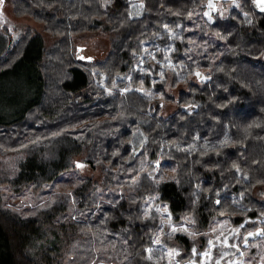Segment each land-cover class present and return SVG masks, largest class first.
Masks as SVG:
<instances>
[{
    "label": "trees",
    "instance_id": "obj_1",
    "mask_svg": "<svg viewBox=\"0 0 264 264\" xmlns=\"http://www.w3.org/2000/svg\"><path fill=\"white\" fill-rule=\"evenodd\" d=\"M3 1L57 39L26 32L0 54V77L28 66L37 78L35 100L0 122V264H165L148 258L161 222L148 199L198 233L161 237L180 261H199L227 217L264 263V8L237 0L208 18L207 0H139L131 16L135 0ZM100 31L106 56L80 58L76 38ZM145 45L155 56L135 70ZM129 74L156 94L107 91ZM164 104L177 109L163 117ZM80 166L91 173L65 174Z\"/></svg>",
    "mask_w": 264,
    "mask_h": 264
},
{
    "label": "rangeland",
    "instance_id": "obj_2",
    "mask_svg": "<svg viewBox=\"0 0 264 264\" xmlns=\"http://www.w3.org/2000/svg\"><path fill=\"white\" fill-rule=\"evenodd\" d=\"M256 4L264 8V3H261L260 0H256ZM139 8L140 7H138V10L134 11L133 14L135 16L139 15ZM211 14V10L207 7L206 15L208 18L212 17ZM226 14L227 13H223L222 17L226 16ZM26 32L35 37L43 36L46 46H51L57 39L56 36L46 32L43 23L29 16H17L13 12L10 3L5 1L0 3V54L12 46L19 37ZM180 34V31L172 32V35L176 38H181ZM75 42L79 50L78 53L80 58L89 61H96L104 58L109 50V39L102 31L79 36L76 38ZM140 56V59L135 64V70H142L145 60L147 58H154V50L145 45L144 53ZM161 65L162 69L165 67H175V63L169 59H167L165 63H161ZM179 73V77L184 76L182 72ZM123 79L126 80L124 86H118L117 82H115L114 90L109 88L107 91H120L124 93L136 90L149 95L156 94L155 92H150V90L146 91L140 85L132 86L130 82L131 74L117 78V80ZM193 79V77L190 78V80ZM99 83L102 87L105 86L104 79L99 81ZM36 85L37 78L35 77V72L28 66H20L11 73L0 77V122L8 123L20 116L21 112L35 100L37 96ZM180 88L182 87L180 86ZM176 93L177 89L172 90L173 95ZM158 95L161 96V94ZM176 109L177 106L175 104H164L161 114L163 117H167L173 114ZM142 143L143 136L139 132L136 134L133 145L137 148L139 144ZM80 168L81 169L75 168L65 174L71 177H81L82 175H89L91 173V170L85 166H80ZM261 194L264 196V187ZM12 199L14 200L13 197ZM152 210H156L160 214L161 222L160 228L153 241V248H148L149 259H152L154 251H157L161 257H164L165 264H247L248 260L250 264L254 262L255 264H264L261 259H256L255 256H247V253L241 249L240 241L242 235L240 227H234L227 217H216L214 219L211 228L206 232L209 236L207 249L200 254L201 258L199 261H196L194 258L187 261H180L178 258L180 250L167 248L162 245L161 237L166 234L175 235L177 233H185L188 235H196L198 233L193 231L192 223L189 219L176 222L167 206L156 204L154 199H148L144 206V214L150 215ZM259 221L264 223V214ZM152 250L154 251L152 252Z\"/></svg>",
    "mask_w": 264,
    "mask_h": 264
},
{
    "label": "flooded vegetation",
    "instance_id": "obj_3",
    "mask_svg": "<svg viewBox=\"0 0 264 264\" xmlns=\"http://www.w3.org/2000/svg\"><path fill=\"white\" fill-rule=\"evenodd\" d=\"M211 5V7L209 6ZM237 5V0H207V7L212 12V17H222L223 13H228L231 7ZM134 11L138 10L137 6H134ZM134 15V14H133ZM211 17V18H212Z\"/></svg>",
    "mask_w": 264,
    "mask_h": 264
},
{
    "label": "water",
    "instance_id": "obj_4",
    "mask_svg": "<svg viewBox=\"0 0 264 264\" xmlns=\"http://www.w3.org/2000/svg\"><path fill=\"white\" fill-rule=\"evenodd\" d=\"M134 6L140 7L139 8L140 13H142V11L144 10V6L143 5H140V1L139 0H135L134 4L131 6V16L133 14V10H134L133 8H134ZM140 131L141 130H139L136 134H138ZM135 137H136V135L134 136L132 143H134ZM142 147H143V143L142 144H139V146L137 148L134 146L133 151H132V155H131V157H130V159H129L128 162H132L133 161V159L135 158L136 155H138V153L140 152V150L142 149Z\"/></svg>",
    "mask_w": 264,
    "mask_h": 264
},
{
    "label": "snow or ice",
    "instance_id": "obj_5",
    "mask_svg": "<svg viewBox=\"0 0 264 264\" xmlns=\"http://www.w3.org/2000/svg\"><path fill=\"white\" fill-rule=\"evenodd\" d=\"M3 2V0H0V3H2ZM260 2L261 3H264V0H260ZM210 7H211V5H209ZM174 231H175V229H174Z\"/></svg>",
    "mask_w": 264,
    "mask_h": 264
}]
</instances>
